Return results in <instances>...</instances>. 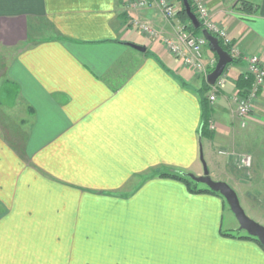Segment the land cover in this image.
I'll list each match as a JSON object with an SVG mask.
<instances>
[{
    "label": "crops",
    "instance_id": "crops-1",
    "mask_svg": "<svg viewBox=\"0 0 264 264\" xmlns=\"http://www.w3.org/2000/svg\"><path fill=\"white\" fill-rule=\"evenodd\" d=\"M133 1L0 0V264H264L257 240L224 230L221 196L162 175L203 173L208 81L165 47L176 27L157 3ZM205 1L264 58V0ZM246 66L226 69L209 140L254 150L264 185V86L244 126L232 101Z\"/></svg>",
    "mask_w": 264,
    "mask_h": 264
},
{
    "label": "built area",
    "instance_id": "built-area-1",
    "mask_svg": "<svg viewBox=\"0 0 264 264\" xmlns=\"http://www.w3.org/2000/svg\"><path fill=\"white\" fill-rule=\"evenodd\" d=\"M150 1L157 3L164 17L174 22L176 27V40L169 37L162 38L165 47L172 55L181 59L185 66L207 77L212 68L215 67L217 60H211L209 63L204 60V48L209 42L208 39L202 31L199 34L194 33L189 29L188 22H183L178 18V12L181 8L182 1H180V8L175 0H135L132 2V6L136 8L146 7L150 4ZM192 6L195 9V12H193L197 15L202 30L207 29L210 33L218 37V39L221 38L224 44L230 47L231 56L240 60H245L246 62L245 79H251L250 86H247L245 89L232 96L237 115L244 126L246 125V117L252 110L253 102L264 86V58L256 54L243 55L233 44L228 31L221 23L214 19L212 11L205 0H192L191 7ZM131 22L138 30L147 34L149 37H160L159 31L148 23L137 18L133 19ZM226 82L227 79L223 73L217 78L214 84L210 85V91L208 93L210 102L214 103L217 100V96L225 87ZM210 127L215 129L213 121ZM220 152L226 153L225 151ZM251 158L252 157L248 155L242 158V160L245 164L250 165Z\"/></svg>",
    "mask_w": 264,
    "mask_h": 264
},
{
    "label": "rangeland",
    "instance_id": "rangeland-1",
    "mask_svg": "<svg viewBox=\"0 0 264 264\" xmlns=\"http://www.w3.org/2000/svg\"><path fill=\"white\" fill-rule=\"evenodd\" d=\"M175 1L177 4L180 2V0L179 2L177 0ZM208 48V46L205 47L207 51L209 50ZM202 138L204 144L208 147L205 150L202 143L204 159L212 178L214 180L228 182L237 191L241 204L248 216L264 225V185L261 179L260 163L255 162L254 159V150H252V152L237 150V152L232 153L231 148L224 147L226 143L222 144L221 141L219 142L216 139L210 141L207 136ZM220 151H225L226 153H221ZM228 154L230 155L228 162H226L227 168L222 169V167H224V162H222V160H227ZM248 155L252 157L250 165L245 164L242 160V158ZM213 163H216L217 169L214 168ZM200 164L202 171H204L202 161ZM225 172H227L229 176L226 175ZM199 186L206 187L203 183H200ZM223 228L226 231L235 232L236 230L239 234H246L245 231L238 230V220L227 204L224 212Z\"/></svg>",
    "mask_w": 264,
    "mask_h": 264
},
{
    "label": "water",
    "instance_id": "water-1",
    "mask_svg": "<svg viewBox=\"0 0 264 264\" xmlns=\"http://www.w3.org/2000/svg\"><path fill=\"white\" fill-rule=\"evenodd\" d=\"M182 2L192 25L196 28H199L201 26L200 21L197 15L192 11V7L189 0H182ZM202 33L212 44L214 51L216 52L218 57L215 67L207 76L208 83L214 84L217 78L224 73L227 64L233 61V57L220 45L218 37L210 33L207 29H203ZM128 44L141 51H146L147 49L144 45L134 43ZM200 159L204 166L203 173L200 175H196L190 172L188 173L189 176L195 181L203 183L210 189L220 193L227 201L231 211L234 213L236 219L238 220V230H243L247 232L248 235L257 238L260 243L264 246V225L248 216L241 204L237 191L228 182L222 180H214L212 178L206 161L204 159L202 145L200 146Z\"/></svg>",
    "mask_w": 264,
    "mask_h": 264
},
{
    "label": "trees",
    "instance_id": "trees-1",
    "mask_svg": "<svg viewBox=\"0 0 264 264\" xmlns=\"http://www.w3.org/2000/svg\"><path fill=\"white\" fill-rule=\"evenodd\" d=\"M180 1H182V0H180ZM189 2H190V4L192 5V0H189ZM192 11H194L195 12V9L193 8V6H192ZM178 14L180 15V16H182L183 17V19L186 21V22H188V27H189V29H191L194 33H196V34H199V33H201V31H202V27L200 26L199 28H196V27H194L193 25H192V23H191V21H190V19L188 18V16H187V13H186V11H185V8H184V5H183V3L181 2V8H180V10H179V12H178ZM219 42H220V45L226 50V51H228L229 53H230V47L228 46V45H225L224 44V41L221 39V38H219ZM207 46L211 49V50H213L214 51V48H213V46H212V44L210 43V42H208V44H207ZM214 53H215V55H216V57H217V54H216V52L214 51ZM231 55V54H230ZM233 57V56H232ZM218 58V57H217ZM240 59H238V58H235V57H233V61L231 62V63H229V64H227V66H226V68H225V70H224V73H225V71H226V69L228 68V66L230 65V64H232V63H234V62H238ZM212 70H213V68H212ZM211 70V71H212ZM250 83H251V79H247V80H245V79H243L242 78V81H241V83H240V87L241 88H243V89H245L246 88V86H250ZM210 85L211 84H209V83H206V85H204L202 88H201V97H202V104H203V115H202V124H201V128H200V135L202 136V137H204V136H207L208 138L210 137H212V135H213V132H214V129H212L211 127H210V124H211V122H212V118L210 117V115H211V107H210V100H209V96H208V92L210 91ZM242 89V90H243ZM162 175H169V176H171V177H173V178H176V179H180V180H182L183 182H185L186 183V185L188 186V188H189V190L190 191H192V192H211V193H214V194H217V195H219V196H221L223 199H224V197L220 194V193H218V192H216V191H214V190H212V189H210L209 187H200L199 186V182H197V181H195L194 179H192L190 176H189V174H188V172H184V171H180V170H174V171H172V172H167V173H163ZM225 200V199H224ZM226 201V200H225ZM226 203H227V201H226ZM224 234H226V233H224ZM226 235H235V234H232V233H229V234H226ZM242 237H247V238H252V239H255V240H257L259 243H260V241L257 239V238H255V237H253V236H250V235H248L247 234V232H246V234H244ZM261 244V243H260ZM262 245V244H261ZM263 246V245H262ZM264 247V246H263Z\"/></svg>",
    "mask_w": 264,
    "mask_h": 264
}]
</instances>
